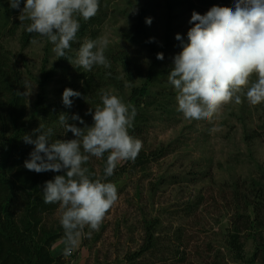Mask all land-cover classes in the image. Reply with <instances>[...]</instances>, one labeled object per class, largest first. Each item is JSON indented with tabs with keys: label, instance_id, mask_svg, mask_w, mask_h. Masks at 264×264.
I'll list each match as a JSON object with an SVG mask.
<instances>
[{
	"label": "rangeland",
	"instance_id": "1",
	"mask_svg": "<svg viewBox=\"0 0 264 264\" xmlns=\"http://www.w3.org/2000/svg\"><path fill=\"white\" fill-rule=\"evenodd\" d=\"M137 10L145 12L144 23L156 44L171 48L161 63L158 82L151 84L157 99L151 100L154 106L150 124L139 138L143 142L139 154L147 156L148 162L135 169L131 167L133 163L120 162L119 174L113 180L118 201L106 214L99 230L92 231L90 238H82L71 256H64L62 239L56 242L52 253L65 264H247L237 261L226 247L233 223L247 214L257 221L253 233L248 236L246 230L243 232L245 260L256 255L255 264H264V197L256 200L253 196L257 189L264 195V103L250 105L242 96L241 104L224 105L218 120L190 121L178 111V93L168 82L173 58L182 51L176 35L181 34L186 40L193 11L201 15L208 11L196 1L101 0L96 16L84 20L90 32L76 38L66 55H72L74 60L86 39L108 36L111 43L105 53L129 50L139 57L142 79L146 80L144 71L151 63V55L146 49L124 43L123 36L134 26ZM21 15V10H16L9 16L6 34H0V44L19 60L24 80L31 83L28 91L32 94L27 100L32 109L39 96L37 82L43 67L52 69L60 57L52 52L54 45L36 33L35 42L23 46L22 35L30 21L20 20ZM146 18H152L150 26ZM9 29H16V35L9 36ZM67 65L76 73L84 71L75 64ZM139 80H136L137 88L144 82ZM54 81L49 89L53 90L49 103H55L54 92L63 87L60 78ZM126 88L123 92H107L129 104L127 98L132 95V87L127 84ZM86 104L87 110L97 107L96 102ZM213 126L218 131L210 132ZM153 153L157 154L155 158L151 157ZM102 159L90 157L88 161L97 174ZM60 215L58 209L46 222L55 225V229H63ZM151 224L155 227L156 249L136 262H129L145 245ZM84 231L90 229L86 226ZM181 234V240H177ZM181 241L188 244L186 248L181 247Z\"/></svg>",
	"mask_w": 264,
	"mask_h": 264
},
{
	"label": "clouds",
	"instance_id": "2",
	"mask_svg": "<svg viewBox=\"0 0 264 264\" xmlns=\"http://www.w3.org/2000/svg\"><path fill=\"white\" fill-rule=\"evenodd\" d=\"M13 9L21 10L20 20H29L26 31L47 38L54 47L52 52L65 57L66 50L76 40L81 28L80 18L87 21L96 16L101 0H9ZM24 4L21 9V4ZM146 18V24H152ZM187 39L177 34L182 51L173 58L168 82L178 93V111L186 120H218L224 105L241 104L242 96L250 105L264 103V0H236L234 8L213 6L201 15L193 11ZM150 38L149 42H154ZM35 42V41H33ZM111 41L108 36L86 39L70 63L85 71L95 66L110 68L105 52ZM158 53L157 59L164 60ZM255 76V79H253ZM30 96L32 87L24 82ZM81 93L66 88L62 103L71 108L72 98ZM101 104L94 112L92 126L78 127L69 123L66 115H60L59 123L66 133L76 137L71 140H52L53 129L46 131L41 125L35 139L25 134L23 141L34 145V150L24 167L36 173L64 172L43 186L46 204H58L59 222L64 230V256H71L82 238H90L98 231L108 211L118 201V189L107 178L122 161H135L143 142L130 135L137 115L135 107L125 103L111 92H103ZM73 121L85 124L75 114ZM218 128L213 126L210 132ZM108 153L103 178H93L87 165L90 157L102 158ZM90 231L85 232V227Z\"/></svg>",
	"mask_w": 264,
	"mask_h": 264
},
{
	"label": "trees",
	"instance_id": "3",
	"mask_svg": "<svg viewBox=\"0 0 264 264\" xmlns=\"http://www.w3.org/2000/svg\"><path fill=\"white\" fill-rule=\"evenodd\" d=\"M192 1L198 2L207 11L213 6L233 9L236 2V0H181L182 3ZM0 4V34H6L8 28L6 22H9V16L17 9L11 8L9 0H0ZM22 6H24L23 3L20 7ZM172 6L168 5L169 8ZM134 15L135 24L130 30L124 32V43L146 49L151 55V63L144 71L147 73L146 80L142 79L143 68L139 57H135L126 49L105 53L110 61V68L95 66L90 72L84 70L79 73L68 69L67 64L70 63L68 59H72V55L67 54L65 57H60L52 69L49 70L48 66L43 67L40 81L37 82L39 96L32 109L28 106L27 96L23 95L26 92L25 80L23 70L18 65L19 60L15 59L13 53H9L3 44H0V264H65L61 258H56L52 253L56 242L63 240L64 230L61 227L55 229V225L46 222L47 218L58 211L59 205L44 203L42 194L43 186L47 181L53 180L56 175H65V173L63 171L36 173L26 169L24 163L29 159L34 145L23 141L25 134L35 139L39 134L36 130L42 125L45 131L48 128L53 129L51 137L53 141L55 139H75L74 134L66 133L59 123V116L66 115L70 124L75 123L80 128H84L85 125L92 126L93 116L88 114L86 103L96 102L98 106L101 104L100 96L103 92L110 90L123 92L127 89V84L128 87H132L130 91L132 95L130 94L127 101L137 111L129 133L139 139L148 128L151 108L154 106L151 100L157 99L150 87L154 81L158 82L163 62L157 59V54L163 53L165 57L166 52L171 48L168 45L160 47L156 41L149 42L153 37L144 23L145 12L137 10ZM80 24L81 28L77 38L90 32L84 20H80ZM16 33V29L14 31L9 29V36H14ZM34 38L35 33L30 34L25 29L22 35L23 46H29ZM47 62L48 57L45 60L46 65ZM56 78H60L63 87L54 92L57 97L55 103H49V94L53 92L49 89ZM136 80L144 81L141 87H136ZM66 88L81 93L79 98H72L71 108L65 107L62 103V95ZM75 114H79L85 124L73 121L71 117ZM107 156L108 153H105L100 174H97L89 162L85 165L93 174V178H103ZM156 156L157 154L153 153L151 157ZM147 162V156L144 154H138L135 161H126L128 165L133 163L131 167L134 169L138 166H145ZM118 174L116 168L114 174L107 179L113 183ZM259 192L260 190L257 189L253 193L256 200L264 197ZM256 208L257 206L253 207L254 210ZM256 221V218L252 220L247 214L239 216L238 220L233 223L232 230L228 231L226 247L241 263L255 264L257 262L256 255L250 260H245L242 243L245 236L244 230L249 236L254 232ZM240 222L242 225H239ZM181 238L182 234L177 240ZM156 245L155 227L151 224L148 225L145 245L140 253L133 255L128 261L136 262L144 254L155 250ZM180 245L186 248L188 244L181 241ZM181 262L184 260L182 259Z\"/></svg>",
	"mask_w": 264,
	"mask_h": 264
}]
</instances>
